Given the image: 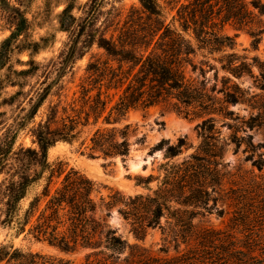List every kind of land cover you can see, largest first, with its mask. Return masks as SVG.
<instances>
[{
  "label": "trees",
  "instance_id": "trees-1",
  "mask_svg": "<svg viewBox=\"0 0 264 264\" xmlns=\"http://www.w3.org/2000/svg\"><path fill=\"white\" fill-rule=\"evenodd\" d=\"M91 1L90 17L73 38L75 48L93 27L103 3ZM137 1L144 19L111 24L117 35L108 38L98 30L87 35L85 48L95 46L102 53L91 57L71 97L60 95L46 119L32 130L36 149L20 147L14 152L15 131L0 142V175L7 176L0 191L2 226L16 237H30L65 254L86 251L83 261L75 263L7 243L0 244V264H264V153L256 154L262 146H254L252 136L246 134L263 125L264 118L258 113L243 121L232 118L228 110L230 105L248 104L247 91L234 80L252 77L254 62L227 53L234 42L220 33L227 23L241 27L250 16H264V0H176L180 4L173 24L163 20L158 0ZM249 6L257 12L255 16ZM72 9L70 3L59 14L63 32L74 27ZM0 10L13 22L10 35L0 43L1 70L13 42L28 29V21L8 0H0ZM262 34L264 29L251 36ZM255 40L253 45L259 42ZM221 71L226 75L219 77ZM60 90L64 92L63 86ZM156 106L201 120L197 125L200 143L178 163L171 161L186 148L184 139L173 145L158 143L150 154L163 150L167 161L157 167L156 177L139 181L146 194L125 197L115 192L98 203L94 198L98 189L91 179L74 169L65 172L60 162H48V151L57 143L78 141L90 158L124 160L130 152V125H119L130 111ZM218 118L234 123L228 125L233 130L231 143L236 148L245 145V161L259 175L228 181L221 161L224 146L215 137ZM238 133L245 135L237 137ZM153 181L154 190L148 187ZM34 186H40V192L23 207ZM102 208L106 213L99 217ZM113 208L137 243L144 241L149 229L158 230L156 253L129 244L109 227L106 220ZM213 213L226 218L222 228L203 224L205 216ZM196 219L199 222L194 223Z\"/></svg>",
  "mask_w": 264,
  "mask_h": 264
},
{
  "label": "rangeland",
  "instance_id": "rangeland-1",
  "mask_svg": "<svg viewBox=\"0 0 264 264\" xmlns=\"http://www.w3.org/2000/svg\"><path fill=\"white\" fill-rule=\"evenodd\" d=\"M11 5L19 8L28 21V29L13 42L12 50L9 53L7 64L0 70V142L5 135L10 136L17 132L13 151L18 148L36 149L32 130L46 119L49 109L59 102V96L64 93L71 97L76 90V85L81 83L85 76L87 63L94 56L102 53L95 46L85 48L90 37L87 35L94 30L103 33L105 37L117 35L111 24L123 23L126 20L144 19L146 15L142 13L137 0H103V3L94 16V25L88 28L84 37L79 41L76 48L73 46V38L80 31L83 20L90 17L89 9L93 6L91 0H8ZM248 3L250 0H244ZM263 1V0H262ZM72 3V15L75 18L74 27L69 32L61 31L58 24V17L66 5ZM162 7L163 20L166 24L172 23L176 17V11L180 3L176 0H158ZM248 11L256 15V11L251 6ZM174 25L178 27V23ZM264 29V16L249 17L244 26L239 27L233 22L227 23L221 29V34L230 37L233 42V50L240 57H245L247 63H253L252 77L244 76L234 81L247 91L246 98L248 104L230 105L228 110L233 112L232 118L246 121L251 116L262 113L264 118V34L252 37ZM13 30V22L8 15L0 10V43L6 39ZM258 39V44L253 45ZM255 40V41H256ZM87 43V44H86ZM74 51V53H72ZM257 67H260L258 69ZM60 78L55 85H50ZM211 77V74H207ZM226 75L219 73V77ZM63 86L64 92L60 90ZM47 89V90H46ZM44 98L41 104H37L38 99ZM61 100L63 98L61 97ZM38 105L34 116L31 117L35 107ZM261 121V120H259ZM257 121V122H259ZM264 121V120H263ZM201 122L198 119L185 118L177 115L173 111L156 106L148 110H132L127 114L126 120L121 125H130V152L122 160L113 158L104 160L102 158H90L87 156L88 150L80 145L81 141L73 144L57 143L48 151L47 159L50 164L60 162L65 172L70 169L77 170L91 179L97 186L98 192L94 198L98 203L103 198L107 201V196L119 192L122 196H134L146 194L147 190L140 180L146 179L149 175L157 176V167L166 162L163 159L164 151H150L161 141L169 142V145L176 144L179 139H184L186 148L171 162H181L190 156L198 148L200 139L198 137L197 125ZM234 123L218 118L216 129L219 133L215 135L218 145H223L222 164L224 172L230 176L228 181L236 180L242 175L249 179L253 175L260 173L251 166L250 161H245L246 155L242 144L236 148L231 139L233 130L228 125ZM246 134L252 136L254 146L261 145L256 154L264 153V123L255 130H247ZM245 135L238 133L237 137ZM85 135L82 136L84 138ZM257 156H255V159ZM11 163V162H9ZM243 173V174H242ZM7 176L0 175L1 182ZM41 185V184H40ZM156 188L153 181L148 186ZM40 186H34L28 197L22 202L26 207L34 194L40 192ZM105 208L97 215L103 217ZM4 216V199L0 193V244L12 243L14 247L29 250L42 255H50L72 260L75 263L83 261L86 251L65 254L49 246L46 243L35 242L30 237L20 235L15 236L13 230L2 226ZM226 218L217 217L214 213L205 216L203 224L215 228H222ZM110 228L116 229L118 234L129 244H140L142 247L150 249L156 253L160 245V234L156 229H149L142 243H137L129 233V226L120 218L117 208L111 210V215L106 220ZM199 222L198 219L194 223ZM164 224V220L161 221Z\"/></svg>",
  "mask_w": 264,
  "mask_h": 264
},
{
  "label": "water",
  "instance_id": "water-1",
  "mask_svg": "<svg viewBox=\"0 0 264 264\" xmlns=\"http://www.w3.org/2000/svg\"><path fill=\"white\" fill-rule=\"evenodd\" d=\"M59 78H60V75L57 77V79L50 85V88L51 87H55V85L57 84V82H58V80H59ZM40 101H41V98L40 99H38V101H37V104H39L40 103Z\"/></svg>",
  "mask_w": 264,
  "mask_h": 264
}]
</instances>
